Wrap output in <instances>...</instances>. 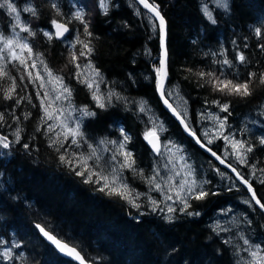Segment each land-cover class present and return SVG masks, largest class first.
Returning a JSON list of instances; mask_svg holds the SVG:
<instances>
[{"label":"trees","instance_id":"16d2710c","mask_svg":"<svg viewBox=\"0 0 264 264\" xmlns=\"http://www.w3.org/2000/svg\"><path fill=\"white\" fill-rule=\"evenodd\" d=\"M23 1L36 13H20L23 21L30 20L32 34L27 35L32 52L40 55L50 69L65 66L66 75L61 74L72 102L96 113L82 122L85 138L92 144L101 138L123 142L121 129L131 137L125 144L135 161L132 171H125L130 186L142 189L151 165V152L143 137L147 108L163 122L160 141L182 147L195 177L211 181L202 187L217 194L188 200L187 212L199 215L175 212L171 220H166L155 211L134 208L117 193L99 191L94 182L85 183L75 174L73 164L61 161V150L50 144L42 127L34 84L21 78L11 83L3 66L0 137H7L10 147L0 154V264H74L42 241L34 228L37 224L52 229L90 264H247L239 256V237L264 253V214L260 206H255L231 174L205 155L162 109L156 95L155 72L160 39L150 18L132 0H104L103 7L101 0H84L92 11L89 16L86 4L82 9L89 36L83 23L75 19L74 5L80 0ZM227 2L229 8L220 10L212 7L210 0H154L165 20L166 87L177 89L186 103L189 127L211 152L222 158V142L206 144L198 134V115L203 112L227 117L226 126L230 128L226 133L253 146V151L246 154L247 164L232 157L224 161L249 181L264 204V184L260 183L264 179V145L260 144L264 137V0ZM203 5L210 6L215 23L202 15ZM53 19L72 29L67 39L43 36V30L51 33ZM10 25V14L0 7V32ZM72 36L80 41L76 40L74 49L82 47V58L98 73L100 91L119 97L113 96L110 104L105 101V108L94 104L67 60V41ZM240 54L245 56L243 63L238 60ZM224 60L230 64L225 65ZM237 82H248L252 94H236L233 86ZM6 92L11 99H5ZM216 101L228 103L229 112H222ZM219 173L227 175L230 182ZM224 212L229 216L221 215ZM233 216L232 230L223 232L214 226L218 218Z\"/></svg>","mask_w":264,"mask_h":264},{"label":"rangeland","instance_id":"374dc122","mask_svg":"<svg viewBox=\"0 0 264 264\" xmlns=\"http://www.w3.org/2000/svg\"><path fill=\"white\" fill-rule=\"evenodd\" d=\"M9 2L16 6L19 14L21 12L28 13L27 11H24L27 6L23 0H9ZM83 2L84 5L82 6ZM210 3L215 8L225 10L223 7L224 0H210ZM85 4L86 2L84 0H80L79 3L75 4V10H73L74 14L76 15L78 12L82 13V9H85ZM2 8L6 9V6ZM86 8L89 13L88 15L90 16L92 11L91 7L89 8V4H86ZM205 9L211 14L212 18L209 5L201 7V12L206 18H209V16L205 14ZM84 12L85 11H83V13ZM10 18L11 25L5 29L4 32H0V37L3 38L0 39V75L3 71V66H6L5 68L7 69L8 77L9 75L11 77V83H13L12 79L18 80L21 78V80L27 79L34 84L42 127L48 135L50 144L60 149L61 154L63 156L66 155L65 157L68 160H72L74 166L81 164L80 170H83V162L79 159L82 157L83 161H86V166L95 173L96 176L103 175V177H106L107 179L101 180L100 184L94 182L99 187L107 183L109 187L106 190L117 193L121 196L127 195L130 191L131 197L135 198L134 202L140 206L137 209L142 210L144 208L153 211V208L155 207V212L161 214L166 220H171L175 212H181L179 209L183 205L177 201V194L179 193V195L183 197L186 196L187 193L180 191V184L186 179H197L195 175L189 176V172H194V170L192 163L188 160L183 148L172 141H160L159 151L156 153H150L151 165L147 174L143 177V188L136 189L130 186L125 180V171H132V168L121 169L120 167L121 163L124 161L123 152L118 151L122 140L110 141L106 138H101L92 144L89 143L83 135L82 138L78 137L77 144L73 145L70 136L65 139L67 129L61 127V124L66 125L68 128H76L79 124L81 131L82 122L87 117L83 115L81 109L87 108L76 106L72 102L71 97L70 99L64 98L67 94L63 92V88L65 86L67 87V84L66 79L63 78L61 73H64V76L66 75L67 69L65 66L62 68L50 69L44 63L40 55L33 53L32 51L30 53L28 49H22L19 47V43H27L29 45L28 31H24L23 29H29L28 24L30 23V20L23 21L20 14V24L17 26L15 14H10ZM149 20L151 23L153 22L151 18ZM50 34H52V32ZM8 40H11L12 44L6 48L5 44ZM75 43L76 39L73 36L71 40L67 41V47L70 48L67 60L70 63V66L73 67L74 73H76L79 79L84 83V86L89 91L95 105H97V101L93 99V92L98 94L102 102L108 101L107 98L110 93L100 91V77L98 73L91 65L85 62L82 56H80V52L83 48L80 47L78 51L74 49ZM9 48L12 49V52L17 54L15 59L13 58L12 53L9 52ZM73 55L77 57L75 61L72 60ZM89 84H91L92 87H89ZM165 91L168 101L184 118L188 125L186 103L179 95L177 89L165 87ZM57 97H60V99H57ZM42 100L44 102L43 107L41 106ZM44 109H47V114ZM144 111L146 116V128L143 137H145L147 131H155L157 136H162L165 130L162 120L149 109L145 108ZM48 115H51L52 118L48 119ZM218 118L221 119L218 112H203L199 114L198 122L196 124L198 134L203 138L204 143L206 144H211L208 143L209 140H212V142L218 140L222 142L221 157L223 160L226 161L229 157L236 160L235 152L241 150L236 149L234 151L231 144L227 143L222 138L220 133L222 132L223 134L228 135L226 130L230 127H227L225 124L221 129ZM246 123H249V121H246ZM49 125H51V130L49 129ZM191 131L193 132L192 129ZM2 149L3 147L0 146V154L3 153ZM123 151L126 150L124 149ZM92 153H94V155H92ZM113 156H116V159H113ZM223 177L227 183L230 182L227 175H224ZM95 179L96 177L94 176L93 180ZM124 184L128 185L127 190L123 187ZM157 184L160 186L158 189L156 188ZM169 196H171L172 199H168ZM153 200L156 201L155 205L152 203ZM169 206L176 209V211L171 213L168 212ZM221 215H225V217L229 216L227 212L221 213ZM168 217H171V219H168ZM234 224V216L228 218L221 217L216 220L214 226L225 232L227 230H232ZM239 238L240 245L237 244V248L241 260L247 264H264V253L261 249L250 243L245 245L244 237ZM232 239L236 238L232 237ZM253 251L258 252V257H252L251 253Z\"/></svg>","mask_w":264,"mask_h":264},{"label":"snow or ice","instance_id":"6c2138e0","mask_svg":"<svg viewBox=\"0 0 264 264\" xmlns=\"http://www.w3.org/2000/svg\"><path fill=\"white\" fill-rule=\"evenodd\" d=\"M139 4L143 5V7L145 9L148 10V13H151V20L153 21L152 23V27L154 31L158 30L159 33V39L161 42V48L164 49L161 52V55L159 57V67H157L155 69V72L157 74V77L159 78L161 74H164L165 80L167 79V51L165 48V20L164 18L161 16V13L159 11V7L158 5H156L154 3H149L148 0H139ZM7 11L9 12V14H15V19L17 21V26L20 24V14L17 12V8L16 6H14L13 3L9 2V0H0V7H5ZM104 6V0H101V7ZM53 7H57L56 5H53ZM223 7L225 8V10H227L229 8L228 2L227 0H224L223 3ZM24 11L27 12H31L33 15H35V11L34 9L30 8V7H26L24 9ZM205 14L209 16V19H211V14L207 12V9L204 10ZM76 20L81 21V23H83L84 25V30L87 33V35L91 36V33L88 32V27L89 25L84 21L83 19V14L82 13H77L75 16ZM158 20L159 21V25L157 26L155 24V21ZM213 23H215V20H212ZM51 24L53 25V27L56 29V33L55 36L58 39H67V37L72 33V29H70L68 26H66L65 23H59L57 22L56 19H53L51 21ZM16 27V26H14ZM24 31H28L29 34L31 35V31L27 28L23 29ZM43 35L45 37H48V39H52L53 36L50 34V30H43ZM257 35H260V32H257ZM0 39H3L2 37H0ZM77 42L79 41V37H76ZM12 44L11 40H8L7 43L5 44V47L7 48L9 45ZM19 47L22 49H28L29 52L31 53V48L29 47V45L27 43H19ZM264 47V46H262ZM85 48H88V45L85 44ZM9 52L12 53L13 58H16V53L12 52V49L9 48L8 49ZM91 51V49L89 48V52ZM80 56H85V52L81 51L80 52ZM77 59V57L75 55L72 56V60L75 61ZM238 60L243 63L245 61V56L243 54L238 55ZM223 63L225 65H229L230 61L228 60H224ZM203 75V74H201ZM252 76H254L255 74H251ZM228 83H232L231 81H229ZM89 87H92L91 84L88 85ZM234 90L235 93L244 97H247L249 95H251L252 93L249 91V84L248 82L245 83H235L234 84ZM157 88L160 90L161 95L165 96L166 95V91H165V84L160 81L159 79L157 80ZM243 89V91H241ZM63 92L67 94V96H65V99H70L71 97V91L68 87H64L63 88ZM229 94H232L231 92ZM113 96H117L116 93H110L108 95V103H111V99ZM11 95L9 93H5V99H11ZM57 99H60V97H57ZM93 99L97 101V107L99 108H105L106 104L104 102H102L101 98L98 96V94L96 92H93ZM117 99H119V97L117 96ZM17 104H19V100L16 101ZM43 100L41 101V106L43 107ZM164 103L166 105H168L169 107H171V105L168 103V100L165 99ZM216 103L218 104V106L220 107L222 112H229V104L228 103H221L219 101H216ZM46 114H47V109H44ZM81 111L83 112L84 116L87 117H95L96 113L88 111L87 109H81ZM143 111V109H142ZM51 115H48V119H51ZM226 120L227 117H224L223 119H219L218 118V122L220 124V128L222 129L225 124H226ZM183 123V121H181ZM61 127L66 128V134H65V139H67L69 136L72 138V144L76 145L77 144V138L83 137V133L80 131V127L79 124L77 125L76 128H68L66 125L61 124ZM187 128V126H186ZM49 129L51 130V125H49ZM121 133L124 137V141L120 143L119 145V150L123 152V156H124V161L121 163L120 167L121 169L123 168H133L135 161L132 159L133 157V153L131 151H123L125 149V144L127 141H129L131 139V137L124 131V129H121ZM16 139L17 141H19L20 136H19V130H17L16 132ZM220 135L222 136V138L227 142L230 143L233 150L235 151L236 149H240L242 151H236L235 152V157L236 160L240 163V164H247L248 160L246 158V154L247 153H251L253 151V146L251 144H248L247 141H243V140H239V139H235L234 137H231L229 135L223 134L222 132L220 133ZM157 134L155 131H147L145 133V140L148 141V143L150 145H152L153 150L154 151H159V147L157 143L153 142V137H156ZM158 140V137H157ZM103 142V141H102ZM199 142V141H198ZM115 143V142H112ZM208 143H212V140H209ZM260 144L264 145V137H262L260 139ZM0 146H2L3 148H9L10 144L7 142V137H0ZM63 146V145H61ZM25 147L27 148L28 146L25 145ZM92 155H94V153H92ZM212 155L215 156L217 159L220 160L221 163H224V160L221 159L219 156H217V154L215 152H212ZM62 162H66L70 165L73 164L72 160H65L64 156L60 157ZM82 162H83V170H80L81 168V164H77L74 166V170H75V174L77 176H81L84 178V182L85 183H97L100 184L101 180H106V177H103V175L100 176H96L95 173H93L87 166H86V161H83V158H79ZM113 159H116V156H113ZM229 167H232L231 165H229ZM253 170L256 169V165H252L251 166ZM233 172H236V176L237 178L241 179V182L245 185L248 186V191L250 193H252L251 195V199L253 201H255V203L257 205L260 206L261 210H264V204L261 203V201L259 199H257L255 192L253 191V188L251 186V184L249 183V181H247L246 179H243V177L241 176V174L236 170V168H232ZM261 171H264V169H262ZM195 173L194 172H189V176H194ZM219 175L223 176L224 173H219ZM96 177L95 180H93V177ZM211 181L210 180H203V181H199L197 179H191V180H184L181 184H180V191L182 192H186L187 195L186 196H180L179 193L177 194V201L182 204L183 206L179 209V211L181 212H186L188 215H199V213H192V212H187V209L190 207L188 200L191 198H195L197 200H201L206 198L209 194H217V193H210L209 191L205 190L202 185L205 184H210ZM260 183L264 184V179L260 180ZM109 187V185L107 183L103 184L102 186L99 187V191H105L107 188ZM123 187L127 190L128 189V185L124 184ZM160 186L157 184L156 188L158 189ZM231 190V189H229ZM122 198L126 199L128 201L129 204H131L133 207L139 208L140 206L138 204H136L134 202L135 198L131 197V192L129 191L127 195H122ZM168 199H172L171 196L168 197ZM152 203L155 205L156 201L153 200ZM245 203H248V201H245ZM155 207L153 208V211H155ZM176 211V209H174L173 207L169 206L168 207V212H174ZM168 219H171V217H168ZM36 228L39 230L40 233H42L43 237L46 238V240L48 242H50L51 245H54L56 249H58L61 253H64L70 257H74L77 260H80L81 257L79 255V253L75 252V250L71 247L68 246L67 243H62L61 239L58 237V235H56L54 233V231L52 229H48L47 226H41L40 224L36 225ZM51 233V234H50ZM245 245L249 244V241L247 239L244 240ZM5 255L7 256L8 253H5ZM253 258L258 257V252L253 251L251 253ZM81 264H83V261L81 260Z\"/></svg>","mask_w":264,"mask_h":264},{"label":"water","instance_id":"95a60500","mask_svg":"<svg viewBox=\"0 0 264 264\" xmlns=\"http://www.w3.org/2000/svg\"><path fill=\"white\" fill-rule=\"evenodd\" d=\"M133 2H134V4L140 9V10H142L146 15H148L150 18H151V13H148V10L147 9H145L144 7H143V5H141V4H139V0H132ZM155 24L158 26L159 25V21L158 20H156L155 21ZM51 32H52V34H53V36H54V38L56 39V40H61V39H58V38H56V36H55V33H56V29L52 26V28H51ZM164 49H162L161 48V42H160V55H161V52L163 51ZM160 80V81H162L164 84H165V86H166V81H167V79L165 80V77H164V74H161L160 75V77L158 78L157 77V80ZM156 95H157V98H158V100H159V102H160V104H161V106H162V109L164 110V112L172 119V120H174L177 124H178V126L181 128V130H182V132H183V134L186 136V137H189L193 142H194V144L205 154V155H207L215 164H217L218 165V167H220L221 169H223L225 172H227V173H229V174H231V176L233 177V179L238 183V184H240L245 190H246V192H247V195H248V197H249V199H250V201H252L253 202V204L255 205V206H257V207H259V205H257L256 203H255V201H253L252 199H251V195H252V193H250L249 191H248V186L247 185H245V184H243L242 182H241V179H239V178H237V176H236V172H233L232 171V167H229V165L224 161V163H221L220 162V160L219 159H217L215 156H213L212 155V152L209 150V149H207V147L205 146V145H203L201 142H198L199 140L197 139V137H196V135L190 130V128L188 127V125L185 123V121H184V119H183V117L176 111V109L173 107V105L168 101V103L171 105V107H169L168 105H166L165 103H164V100L165 99H167L165 96H162L161 95V92H160V90L157 88V86H156ZM181 121H183V123L181 122ZM186 126H187V128H186ZM157 137H158V140H157ZM153 139V142L154 143H157L158 144V147H159V149H160V140H159V136H156V137H153L152 138ZM145 144H146V147H147V149L151 152V153H156V152H158V151H154L153 150V147H152V145H150L149 143H148V141H145ZM222 159V158H221ZM260 208V207H259ZM260 210H261V208H260ZM261 212L264 214V210H261ZM34 228H35V230L37 231V233H38V235H39V237L42 239V241L46 244V245H48L59 257H61V258H63V259H65V260H67V261H69V262H72V263H74V264H81V260L83 261V264H90V263H88V262H86L83 258H82V256L80 255V257H81V259L80 260H77V259H75L74 257H70V256H68V255H66V254H64V253H61L58 249H56L55 248V246L54 245H51L50 244V242H48L47 240H46V238L45 237H43V235H42V233H40L39 232V230L36 228V225L34 226ZM62 242V241H61ZM62 243H64V242H62ZM69 246V245H68ZM70 247V246H69ZM72 248V247H71ZM74 249V248H73ZM75 250V249H74ZM75 252H77V250H75ZM78 253V252H77Z\"/></svg>","mask_w":264,"mask_h":264},{"label":"bare ground","instance_id":"6f19581e","mask_svg":"<svg viewBox=\"0 0 264 264\" xmlns=\"http://www.w3.org/2000/svg\"><path fill=\"white\" fill-rule=\"evenodd\" d=\"M166 87V86H165ZM184 119V118H183ZM185 121V120H184ZM185 123H186V121H185ZM187 124V123H186Z\"/></svg>","mask_w":264,"mask_h":264}]
</instances>
